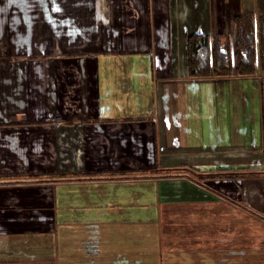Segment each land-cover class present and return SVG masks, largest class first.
Instances as JSON below:
<instances>
[{
    "label": "crops",
    "instance_id": "crops-1",
    "mask_svg": "<svg viewBox=\"0 0 264 264\" xmlns=\"http://www.w3.org/2000/svg\"><path fill=\"white\" fill-rule=\"evenodd\" d=\"M256 6L0 0V264H264V83L187 68Z\"/></svg>",
    "mask_w": 264,
    "mask_h": 264
},
{
    "label": "trees",
    "instance_id": "trees-1",
    "mask_svg": "<svg viewBox=\"0 0 264 264\" xmlns=\"http://www.w3.org/2000/svg\"><path fill=\"white\" fill-rule=\"evenodd\" d=\"M187 68L191 78L226 77L232 73L248 76L264 72V0H257L256 10L234 15L231 32L189 34ZM247 172L225 170L194 174L200 180Z\"/></svg>",
    "mask_w": 264,
    "mask_h": 264
},
{
    "label": "built area",
    "instance_id": "built-area-1",
    "mask_svg": "<svg viewBox=\"0 0 264 264\" xmlns=\"http://www.w3.org/2000/svg\"><path fill=\"white\" fill-rule=\"evenodd\" d=\"M259 77L262 80V82L264 83V72H259Z\"/></svg>",
    "mask_w": 264,
    "mask_h": 264
},
{
    "label": "rangeland",
    "instance_id": "rangeland-1",
    "mask_svg": "<svg viewBox=\"0 0 264 264\" xmlns=\"http://www.w3.org/2000/svg\"><path fill=\"white\" fill-rule=\"evenodd\" d=\"M251 260V259H250Z\"/></svg>",
    "mask_w": 264,
    "mask_h": 264
}]
</instances>
